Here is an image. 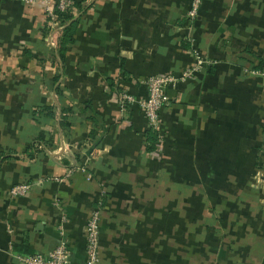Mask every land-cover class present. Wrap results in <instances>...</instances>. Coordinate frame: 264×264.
I'll return each instance as SVG.
<instances>
[{"label":"crops","instance_id":"obj_1","mask_svg":"<svg viewBox=\"0 0 264 264\" xmlns=\"http://www.w3.org/2000/svg\"><path fill=\"white\" fill-rule=\"evenodd\" d=\"M190 1L85 0L61 58L41 0H0V264L52 250L61 213L84 264L101 188L99 264H264V0ZM191 50L212 63L165 88L157 145L119 95Z\"/></svg>","mask_w":264,"mask_h":264},{"label":"built area","instance_id":"obj_2","mask_svg":"<svg viewBox=\"0 0 264 264\" xmlns=\"http://www.w3.org/2000/svg\"><path fill=\"white\" fill-rule=\"evenodd\" d=\"M26 2H32L35 0H25ZM43 6V16L45 20H48V34L47 38L52 39L53 30L57 27V11L63 12L68 10L73 0H41ZM202 0H191L189 8L186 12L188 21H193L197 15ZM195 59V66L188 68L181 72V74L170 73H158L150 75L146 78L145 83L147 86V95L144 98L136 99L134 96L127 92H121L119 95V102L122 108H126L132 103H136L141 108L144 117L147 120V126L157 132L158 141L157 145H160L162 138L164 137V128L161 123V111L163 105L166 103L167 96L165 88L169 85H175L178 81H186L193 78L194 69L200 68L212 63V60H207L200 56L196 50H191ZM161 140V141H160ZM30 184L18 183L10 187L9 195L11 197L24 196L28 194L30 190ZM98 197L92 206L89 215L87 217L84 233H85V250L86 259L84 264H99V229L101 219V204L103 197L105 196V190L101 188L98 191ZM54 204L58 206L57 200ZM66 218L63 213L60 214L58 224L56 225L59 233V241L57 245L50 250L46 255L35 253L20 256L19 259L22 264H69V252L63 238L64 227L63 223Z\"/></svg>","mask_w":264,"mask_h":264},{"label":"trees","instance_id":"obj_3","mask_svg":"<svg viewBox=\"0 0 264 264\" xmlns=\"http://www.w3.org/2000/svg\"><path fill=\"white\" fill-rule=\"evenodd\" d=\"M84 1L85 0H73L72 6L63 12L57 11V27H62L61 32V39H60V47L57 50L58 55L62 58L63 57V52L64 49L66 48L67 45L72 43L74 41L73 39V30L75 28L76 24V19H74L75 14L74 11H82L84 8ZM46 30L44 31V34L48 33L47 25L45 26ZM40 113H43L45 115L48 114V111H46L44 108H41ZM154 133V143L157 140V134L153 130Z\"/></svg>","mask_w":264,"mask_h":264}]
</instances>
